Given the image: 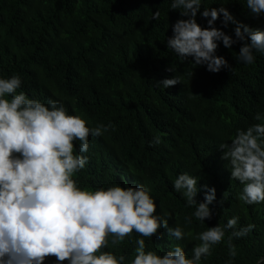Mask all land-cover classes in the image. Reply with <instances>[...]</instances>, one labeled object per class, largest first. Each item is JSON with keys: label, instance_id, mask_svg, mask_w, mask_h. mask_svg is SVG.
Returning a JSON list of instances; mask_svg holds the SVG:
<instances>
[{"label": "trees", "instance_id": "16d2710c", "mask_svg": "<svg viewBox=\"0 0 264 264\" xmlns=\"http://www.w3.org/2000/svg\"><path fill=\"white\" fill-rule=\"evenodd\" d=\"M172 0H0V78L19 75L22 85L17 94L47 105L49 99L65 106L71 115H80L88 127L112 124L102 136H89L84 169L74 174L84 190L107 189L117 184L151 188L157 212L170 213L168 227L176 222L184 227L183 240L170 238L161 228L151 238L133 232L118 245L103 251L124 255L128 264L134 256L136 239L144 238L146 251L158 255L179 244L191 257L199 243L197 234L239 217L238 227L255 225L247 236L233 238L237 256L232 264H257L264 258V202L243 204L239 195L243 185L234 180L225 150L237 129L258 123L253 117L264 115V53L254 50L255 61L238 60L244 43L231 48L217 41L216 55L228 61L218 73L196 65L193 57H180L167 46L173 25L181 17L171 9ZM205 7H226L238 22L264 30V14L255 16L245 0H201ZM156 11L158 20L153 19ZM197 23L208 27L197 14ZM215 27L235 36V24ZM171 69V70H169ZM178 77L180 83L164 88L157 83ZM6 98L11 99V96ZM158 137L160 143H152ZM198 179V203L205 201L207 185L216 189L209 205L212 218L204 222L192 213L195 206L173 188L180 174ZM226 193V196H225ZM162 202V207H161ZM185 217H191L186 225ZM186 225V226H185ZM231 230H228L230 232ZM227 232L224 241L213 247L212 255L200 264H227ZM44 264H60L48 257ZM62 264H68L67 261Z\"/></svg>", "mask_w": 264, "mask_h": 264}, {"label": "clouds", "instance_id": "9594fccd", "mask_svg": "<svg viewBox=\"0 0 264 264\" xmlns=\"http://www.w3.org/2000/svg\"><path fill=\"white\" fill-rule=\"evenodd\" d=\"M245 3L255 16L264 14V0ZM201 6V0H172L171 9L187 17L176 21L167 40L168 48L178 56L193 57L196 65H206L208 71L218 73L230 66L225 57L216 55L217 41L231 48L237 40L250 39L238 55V60L246 64L254 63V50L264 53V30L238 22L226 7H205L201 13ZM198 13L210 18L208 27L197 23ZM221 14L224 27L236 25V40L215 27ZM159 17L156 11L153 19ZM178 83V77L166 78L157 86L168 88ZM21 85L19 75L0 78V264H44L48 257H55L60 264H124V255L103 251L110 236L111 244L118 245L133 232L151 238L161 228H167L169 237L176 240L191 235L178 222L168 227L170 213L154 215L157 205L145 184L138 188L117 184L82 190L73 176L85 168L88 157L74 154V141L80 142L79 153H87L89 136H102L113 125L90 128L82 116L69 114L55 100L49 99L46 105L23 92L17 94ZM9 95L11 99L6 98ZM253 119L259 122L237 129L231 144L218 146L225 150L222 159L228 161L232 178L243 185L238 198L247 205L264 202V115L257 112ZM152 143H160L159 138ZM197 183L196 177L183 173L174 179L173 188L185 198L186 206H195L192 215L204 222L212 218L209 205L216 199V189L205 185V201L198 203ZM185 221L190 224L191 217H185ZM238 222V216L232 217L226 224L197 234L199 243L191 257L179 244L158 255L146 251L144 238L136 239L137 247L128 264H200L202 258L212 255L215 245L224 241L226 232L227 264H232L238 254L233 238L247 237L255 228L252 223L238 227ZM257 264H264V258H257Z\"/></svg>", "mask_w": 264, "mask_h": 264}]
</instances>
